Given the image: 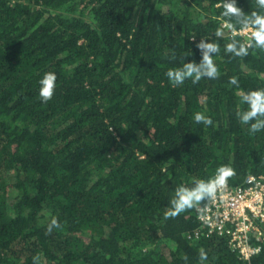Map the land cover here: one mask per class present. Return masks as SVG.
Wrapping results in <instances>:
<instances>
[{
    "label": "trees",
    "instance_id": "trees-1",
    "mask_svg": "<svg viewBox=\"0 0 264 264\" xmlns=\"http://www.w3.org/2000/svg\"><path fill=\"white\" fill-rule=\"evenodd\" d=\"M218 2L0 0V264H199L201 247L209 264H264V239L245 260L196 209L163 217L177 185L221 164L231 186L264 173V132L235 116L238 92L264 88V51L224 52ZM209 36L219 76L173 87L167 69L191 52L198 63ZM45 72L57 75L47 103Z\"/></svg>",
    "mask_w": 264,
    "mask_h": 264
},
{
    "label": "clouds",
    "instance_id": "clouds-1",
    "mask_svg": "<svg viewBox=\"0 0 264 264\" xmlns=\"http://www.w3.org/2000/svg\"><path fill=\"white\" fill-rule=\"evenodd\" d=\"M255 6L256 10L246 12L238 6L237 0H219L216 4L217 8H222L220 16L224 19L213 35L216 38H223L225 36L224 30H229L230 35L227 37L229 42L224 45L226 54H231L233 57H246L249 55L250 48L264 51V0H255ZM245 34H250V39L243 42L236 39L238 35L243 36ZM192 39L195 40V36H192ZM196 47L201 52V59L198 63L185 61L186 57L193 54L191 52V54H186L183 57L180 66L168 68L165 72L167 80L173 87L183 85L188 78H192V83L195 84L203 78L214 80L219 76L218 66L213 57L220 52V45L213 42V37L209 36L201 37ZM56 82L57 75L55 72L43 74L39 80L38 91L41 102L47 103L53 98ZM229 84L237 88L240 87V81L235 76L229 79ZM237 95L239 100L235 112L236 119L242 126H247L250 135L264 132V88L240 91ZM193 120L205 127L214 124L212 117L202 112L194 113ZM236 174V169L233 166L221 164L215 169L214 174L206 179H194L191 184L181 182L172 191L168 206L163 212L164 219L176 218L181 213L196 209L199 213L198 218L210 224V219L206 215L210 211L209 202L214 204L218 194H220V199L224 200L223 193L228 188L230 178ZM202 202L203 207H201ZM252 212L255 218L264 223V211L259 208H252ZM244 219L247 220V217L245 216ZM59 227L58 218L52 217L47 226V231L50 233L54 228ZM260 251V248L255 249V253ZM183 259L185 262L188 261L187 256H184ZM33 262L39 264V257H33ZM199 264H209V254L202 247L199 249Z\"/></svg>",
    "mask_w": 264,
    "mask_h": 264
},
{
    "label": "built area",
    "instance_id": "built-area-1",
    "mask_svg": "<svg viewBox=\"0 0 264 264\" xmlns=\"http://www.w3.org/2000/svg\"><path fill=\"white\" fill-rule=\"evenodd\" d=\"M223 195L224 200L218 194L214 204L209 202L210 211L206 215L210 224L201 220L203 228L210 233L227 237L230 246L239 251L241 258L248 257L245 260H250L258 254L255 253L256 248L262 249L259 240L264 239V223L255 218L252 212V208L264 211V173L247 175L235 186L228 184ZM245 216L247 220L244 219ZM200 233L197 232V236Z\"/></svg>",
    "mask_w": 264,
    "mask_h": 264
}]
</instances>
